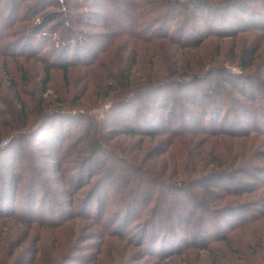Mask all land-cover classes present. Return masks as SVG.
Returning <instances> with one entry per match:
<instances>
[{
    "label": "trees",
    "instance_id": "obj_1",
    "mask_svg": "<svg viewBox=\"0 0 264 264\" xmlns=\"http://www.w3.org/2000/svg\"><path fill=\"white\" fill-rule=\"evenodd\" d=\"M263 49L264 0H0V225L71 229L56 264H264Z\"/></svg>",
    "mask_w": 264,
    "mask_h": 264
},
{
    "label": "rangeland",
    "instance_id": "obj_2",
    "mask_svg": "<svg viewBox=\"0 0 264 264\" xmlns=\"http://www.w3.org/2000/svg\"><path fill=\"white\" fill-rule=\"evenodd\" d=\"M52 1H61V0H52ZM50 4V3H47ZM52 9V6H48L47 9ZM5 34H8V31H5ZM59 32L53 37L56 38ZM51 36V35H49ZM11 40L12 37H7L6 40ZM52 42H54L52 39L48 41L47 48L51 47ZM213 44L209 43V47H214L217 44V41L212 42ZM232 40H226L224 43V48L222 51L223 59L225 60L227 58V54L229 50L232 48ZM240 41H238L237 45L235 46V49L237 51H240L241 47L239 46ZM261 51H264L261 50ZM226 57V58H225ZM48 58V57H47ZM2 60V59H1ZM0 61V66H1ZM24 64V61H21ZM47 62V61H46ZM30 63V62H29ZM18 65V64H17ZM15 65V67H17ZM44 63L41 61L37 62H31L27 65L28 70L31 72V74H36L37 72L41 71L44 68ZM12 67V66H11ZM231 67V66H229ZM235 69V68H234ZM13 70V69H12ZM237 70V69H236ZM42 73V71H41ZM41 76V75H40ZM62 73L60 71L55 72V79L53 86L54 88L61 90L63 87V80H62ZM36 145V144H34ZM217 147V146H216ZM233 153L238 152V154L242 155L244 153H248L251 151V146L249 144H243L239 146H231ZM86 227L84 229L85 232L87 231ZM78 228L75 229L72 228V231H76ZM71 229L64 230L63 232H60V237L62 240H60V237L57 233V230L48 228V235L45 236L44 233H40V228L38 229H29V227L23 223H7L6 225H0V264H19L21 260L26 259V263L30 261V259L33 257V251L36 249V247L41 246L42 248V254L39 257V264H56L55 262L58 261L61 257V255L66 252L65 249V237L70 232ZM79 231H76V234L71 237V234L68 235L67 242L73 245L74 248L80 250H88L90 247L89 244L85 241H83V238H76ZM251 235V231L243 232L239 235L238 238L243 239L244 241L249 239V236ZM29 236V240H27L25 243L22 244L21 247L16 248L18 244H20L24 237ZM80 239V240H79ZM56 241V243H55ZM5 242V243H4ZM60 242V244H59ZM3 243V244H2ZM66 246L68 244L66 243ZM27 248V249H26ZM97 254V253H96ZM77 256V255H76ZM91 259L95 256L94 253H90L88 255ZM97 258H103L102 255L97 256ZM75 260L76 259H72ZM60 264H67L66 261Z\"/></svg>",
    "mask_w": 264,
    "mask_h": 264
}]
</instances>
